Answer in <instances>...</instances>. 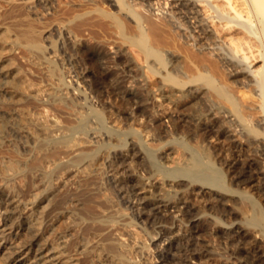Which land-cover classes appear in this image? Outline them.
I'll list each match as a JSON object with an SVG mask.
<instances>
[{"label":"bare ground","instance_id":"obj_1","mask_svg":"<svg viewBox=\"0 0 264 264\" xmlns=\"http://www.w3.org/2000/svg\"><path fill=\"white\" fill-rule=\"evenodd\" d=\"M109 1L118 8L117 11L130 17L134 24L132 26L134 33L129 32L130 27L126 30L127 33L124 31L125 18L119 16L117 12L99 6L75 13L73 17L70 16L72 18H64L65 20L57 16L58 20H62L59 22L64 28L61 35L70 43L75 39L78 45L81 44L86 31L92 36L91 30L96 26L95 17L98 13L96 21L102 22L105 28L109 26L110 29L115 28L122 41L134 47V52L132 51L134 60L125 57L124 54H118L114 61L115 69L106 70L103 77L99 69L104 68L105 65H101L104 62H100L101 66L96 63L94 70L97 74L100 72L102 78L99 79L95 75L90 92L83 94L81 99L80 96L79 98L73 96L78 87L73 86L72 79L67 80L60 72L59 80L61 86L64 85L63 91L66 97L54 94L55 89L51 91V85L45 84V88H39L40 85L36 83L37 88L43 90L36 89L35 82L32 83L30 80L32 84L29 85V79L22 80L19 72L17 76L16 73L4 69L7 64H3L8 61V57L26 52L41 63L47 64L46 69L52 77L60 70L54 53L51 55L52 52L49 51L56 46V41L51 45H46L42 41L43 34L47 30L45 21L42 23L27 11L28 7L35 8L34 6L39 3L50 4L51 0H7L4 1V7H1L0 45L6 48L4 50L7 55L4 56V52L3 55L0 53V104H4L9 93H14V95L9 94L13 97L25 91V88L29 90L30 87L36 91V94L40 92L43 100L37 102L38 95L35 94L36 97L33 96L35 100L30 99L29 97L32 96L29 95L28 101L32 106L37 103L39 112L42 109L39 114L44 115L43 117L48 112H53L50 114L55 115L56 120L49 123L50 119H46L47 121L43 120L45 122L41 123L42 117L41 122L30 125L32 122L28 123L23 119L24 117L21 118V110L13 108L12 113L16 115H14L16 121L18 120V124L13 123L16 124L13 126L14 132L22 131L20 129L24 125L25 128L28 127L25 130L33 138L32 141L30 140L32 142L30 150L35 152L28 153L30 156L27 157L26 153L24 155L20 153V145L15 143L17 139L12 135L16 133L9 134V121L4 118L6 115L2 116L5 113H0L2 114L0 115V182L15 204L10 208L11 215L0 222V235L2 239H7L17 227L25 225L32 239L28 248H24L25 244H22L18 246L16 252H9L7 244L1 240L0 260L3 259V263L7 264H26L19 257L28 255L35 244H40L36 238L39 233L46 235L45 244L51 246H47L44 250V247L40 246L38 248L41 250L40 253L33 256V259L38 257L39 260L29 262L30 264H108V262L132 264L133 260L142 257L140 253L142 254L143 250H152L151 243L146 240L141 247L142 252L134 254L136 251L134 252L133 246L124 238L125 232L123 233L121 226H136L139 222L134 216L126 218L125 215L128 213L124 215V209L121 213V209L116 208V203L108 192L110 190L108 183L118 187V191L137 185L147 190V185H154L153 180H155L156 187L164 191L163 197L157 199L156 194L155 198L145 194L138 197V200L144 199L141 208L146 209V212L151 211L149 212L151 222L154 229L157 228V233L161 234L162 241L169 239V234L173 233V225L177 227V221L180 224L184 221L190 232L183 250L181 249L183 253L171 258L170 254H167L169 248H166L163 261L168 262L169 259L170 261L173 259L176 264H186L188 257L196 256L198 259H205L207 264L217 263L220 260L213 254L214 248L211 246L206 245L200 252L193 253L195 247L203 245L198 238L211 232L214 237L216 236L215 238L221 239L223 247L230 248L227 251L230 263L256 264L260 260L258 258L263 251L264 242V187L251 186L254 177L247 175L244 168L257 169L260 165L257 159L264 160V0H222V3L218 0H175L168 14L176 18V24L166 23L167 20L172 19L166 13L165 16L167 15L170 20L167 16V20L163 16L165 20L157 23L150 19L152 16H144L146 14L141 15L131 9L130 4L126 3L127 0ZM57 2L59 4L63 0ZM93 13H95L94 21L92 18L90 21L88 16L92 17ZM149 14L153 15V12L150 11ZM174 17L172 21L175 20ZM72 22L75 24L78 22L75 28ZM70 23L74 29H68ZM129 24L128 26L131 25ZM168 24L174 29L172 30ZM120 37L118 36V39ZM91 38L93 39L94 36ZM190 40L193 42L190 43ZM135 59L140 63L138 65L143 73H139ZM75 63L77 64V61ZM75 71L80 75L78 78L88 81V78H85L86 73L83 74L79 68ZM69 74L68 72L67 75ZM151 76L158 77L155 94L152 95L150 91L136 94L133 91L134 82H141V86H145L147 78ZM79 80L80 78L75 81L77 85L81 82ZM127 82L131 83L129 87L126 86ZM78 92L82 94L80 90ZM133 93L136 94L134 97H128ZM87 94H90L96 103L98 101L99 105H90L87 110L85 105L87 102H81L87 99L89 96ZM200 96L209 101V111L216 118H224L222 124L218 125L219 129H214L217 122L214 119L211 124L210 117L200 106L198 100ZM105 97L118 101L123 109L108 106L104 102ZM8 100L12 101L11 98ZM15 100L12 101L13 104L17 103ZM88 102L91 104L90 101ZM133 104L137 107L132 106ZM4 106L2 108H10ZM154 107L162 108V113H150V108L154 109ZM25 110L29 111L27 108ZM181 112L189 117L192 124L177 123L172 129L170 128L168 134L164 135L161 130L163 119H172L174 113ZM25 117L27 118L28 115ZM38 118L35 117V120ZM109 121L113 123L111 126L108 124ZM223 126L233 131L236 140L240 141L238 146L232 139L233 135H229ZM6 138L11 142L10 145L9 141L8 145L6 144ZM151 140L157 143L151 142L153 143L151 144L149 142ZM127 148L131 150L130 155H136L141 160L143 168L149 174L148 182L126 175L123 169L122 176H117V172L114 175L117 178L107 182L108 180L104 178L106 171H99L100 157L104 156L112 163L117 158L113 161L112 159L118 157V160L124 163ZM95 165L97 168L94 167ZM21 176L23 179L24 176L28 178L27 200L25 199L27 195L24 196L25 192L22 193L15 186L16 179ZM72 176L80 178L74 190L70 188ZM54 179L59 181L58 187L54 186ZM238 183L244 184L245 187H235ZM148 191L152 192V195L155 193L153 190ZM179 192H182V196ZM187 199L202 203L238 202V215H236L240 219L236 223L237 217L215 215L209 211L207 205L203 204L205 211L202 212L212 214V220H209L199 213L198 207L193 208L190 204L183 206L184 200ZM169 206L178 207V216L162 213ZM2 212L0 210V217ZM63 217L70 219L73 227L77 229L73 237L67 233L66 227L69 225L65 226L64 221L59 225V229L55 227ZM251 232L260 234L262 240L251 239ZM236 241L250 243L251 248L248 251L236 249L234 247ZM168 244L169 247H173L175 243L171 240ZM103 253L107 256L106 260ZM139 262L144 263L142 259Z\"/></svg>","mask_w":264,"mask_h":264},{"label":"rangeland","instance_id":"obj_2","mask_svg":"<svg viewBox=\"0 0 264 264\" xmlns=\"http://www.w3.org/2000/svg\"><path fill=\"white\" fill-rule=\"evenodd\" d=\"M7 1V0H0V8L3 6L4 7V5H5V2ZM60 1H62V0H60ZM92 1V2H91ZM126 1V0H125ZM132 1V2H131ZM173 1V2H172ZM221 1V2H220ZM39 2V1H38ZM51 2H52V4H51ZM51 2H50V4H49V6H48V4L47 5H45L44 3H39L37 6H34L35 8H30V7H28V13L29 14H31L32 16L34 15V17L36 18V19H38V20H40V21H42V23H44V21H45V26H47V32L45 31L44 32V34H43V37H42V41L44 42V44H46V45H51L53 42H55V44H56V46L52 49V50H54V51H52V50H49L50 51V53L52 52V54L51 55H53V53H54V55H55V58H56V63H58V67H59V69L60 70H58L57 71V73L55 74V76L54 77H52L51 75H50V73L48 72V70L46 69L47 68V64H44V62H40V61H38V60H36V58L34 57V56H31V54H28V53H23V52H21V53H23V54H21V53H19V54H17L16 56H11V57H8L9 59H8V61L7 62H5L3 65H6L7 64V66H4V69H6V70H9V72H13V73H16V75L18 74V72H19V74H21V75H19V76H22L21 78H22V80H24L23 78H27V80L29 79V85L30 84H32V83H34L35 84V87H36V89H39L40 87L41 88H45L44 87V85L45 84H47L48 86L49 85H51V91H52V89L54 90V94L55 93H57V95L58 96H61V97H66V95H65V92L63 91V88H64V85L63 86H61L62 84H61V81L59 80V76H60V74L62 73L63 75H64V77L68 80H71L72 81V84H73V86L75 87V86H77L78 87V89L76 90L77 92H78V90H80V92H82V94H80L79 92L77 93H73V96L74 97H78L79 98V96H80V99H81V96L83 95V94H85V93H89L90 92V89H91V87L93 86V81H94V79L96 78V76L99 78V79H101L104 75H105V71L106 70H113V69H115L113 66H114V61L116 60V57H117V55L118 54H124L125 55V57H128V58H130V59H133L134 60V54H133V52H134V50H133V48H132V46H131V44L130 43H125V42H123L122 41V39H121V37H120V35H119V33L118 32H115V28H113V27H111L112 29H114V30H112V29H110V26H109V28L107 27V23L105 22L104 24L106 25V27L108 28H105V27H103L102 25H103V23L101 24V23H99L98 21H96V19H98V13L96 14V17L94 16L95 15V13H93L92 14V17H91V15L90 16H88L89 17V20L92 18V20L94 19V17H95V24H96V26H94L93 28L92 27H90V30H91V28H92V30H91V32H92V36H94V40H96V41H94L91 37L92 36H90L89 34H88V31H86V36L84 37V41L81 43V44H79L78 45V43L76 42V40L75 39H73V41H71V43L70 42H68L66 39H65V37L64 36H62L61 34H62V32L64 31L63 29V26L61 25V23L59 22V21H62V20H58L59 18H61V19H63V20H65V19H67V18H72L73 17V15L76 13H80V12H82V11H86V10H88L89 8L91 9V8H95V7H97V6H99L100 8H106V9H108V10H112L113 12H117V14L119 15V16H121V17H123V18H125V25H124V31L127 33V29H129V27L131 28V30L129 31L130 33H134V31H132V26L134 25L133 24V22L131 21V19H130V17L128 16H126V14L125 13H121V11H119L120 13H118V11H117V7L116 6H114V5H112L111 4V2L109 1V0H90V1H88V0H63V2H59V4H57L58 2H57V0L56 1H54V0H51ZM70 2V3H69ZM84 4H83V3ZM175 2V0H127L126 1V3L130 6V8L132 9H134L135 11H138L141 15H144V14H146V15H144V16H152L150 19H153L154 21H156L157 23H159L158 21H160V23H162L163 22V20H167V18H168V16L167 15H169L168 14V11H170V9L171 8H173L171 5H172V3H174ZM218 2L219 3H222V0H218ZM167 3V4H166ZM4 4V5H3ZM35 5H36V2L34 3ZM61 4V6H58V5H60ZM63 4V5H62ZM80 4H82V5H80ZM146 4V5H145ZM147 4H149V5H147ZM152 4V5H151ZM53 5V6H52ZM69 5V6H68ZM71 5V6H70ZM101 5H102V7H101ZM150 5H151V7H150ZM166 5V6H165ZM56 6V7H55ZM84 6V7H83ZM95 6V7H94ZM105 6V7H104ZM170 6V7H169ZM46 7V8H45ZM52 9H51V8ZM70 7V8H69ZM85 7H87V8H85ZM157 7H158V9H157ZM39 8V9H38ZM49 8V9H48ZM59 8V9H58ZM64 8V9H63ZM74 8V9H73ZM156 8V9H155ZM30 9V10H29ZM35 9V10H34ZM2 10V8L0 9V11ZM41 10V11H40ZM50 10V11H49ZM116 10V11H115ZM40 11V12H39ZM150 11H151V13L153 12V15H151V14H149L150 13ZM162 11V12H161ZM165 11V12H164ZM36 12V13H35ZM47 12V13H46ZM54 12V13H53ZM160 12V13H159ZM50 13V14H49ZM51 13H53V14H55V15H53V14H51ZM148 13V14H147ZM155 13V14H154ZM157 13H159V14H157ZM163 13V14H162ZM165 13L167 14L166 16H167V18H166V16H165ZM70 14H72V15H70ZM125 14V15H124ZM161 14V15H160ZM57 16L59 17V18H57ZM62 16H63V18H62ZM70 16H72V17H70ZM159 16V17H158ZM163 16H165V19L163 18ZM170 16V18L172 17V19H173V17L174 16H172V15H169ZM40 17V18H39ZM41 17H43V18H41ZM55 18V19H54ZM65 18V19H64ZM43 19V20H42ZM49 19V20H48ZM169 19V18H168ZM172 19H171V21H172ZM174 19L175 20H173L172 22L171 21H168L167 20V22L166 21H164V22H166V23H171V24H176L177 23V20H176V18L174 17ZM170 20V19H169ZM56 21H58V22H56ZM91 21V20H90ZM94 21V20H93ZM92 21V22H93ZM128 21V22H127ZM73 23V26H74V28H75V26L78 24V22H76L77 24H75V22H72ZM131 25H130V24ZM101 24V25H100ZM128 24L130 25V26H128ZM170 24V25H171ZM169 24H168V26L169 27H171L172 28V30L174 29L173 27H172V25L170 26ZM51 26V27H50ZM73 26L71 25V23H70V25H69V27H68V29H72L73 28ZM168 26H166V27H168ZM100 27V28H99ZM49 28V29H48ZM73 28V29H74ZM97 28V29H96ZM99 28V29H98ZM60 29V30H59ZM102 29V30H101ZM105 29V30H104ZM170 29V28H169ZM63 30V31H62ZM109 30V31H108ZM133 30H134V27H133ZM103 31V32H102ZM96 32V33H95ZM128 32V33H129ZM175 32V31H174ZM177 32V31H176ZM113 33V34H112ZM129 33V34H130ZM177 33H180V32H177ZM176 33V34H177ZM93 34H95V35H93ZM112 35V36H111ZM117 35V36H116ZM180 35V34H179ZM61 36V37H60ZM118 36L120 37L119 39H118ZM89 37V38H88ZM95 37H96V39H95ZM103 37V38H102ZM110 37V38H109ZM63 39V40H62ZM65 39V40H64ZM101 39V41L99 42V40ZM106 39V40H105ZM183 38H181V40H182ZM91 40H92V42H91ZM64 41V42H63ZM67 42H68V44H67ZM121 42V43H120ZM190 43L191 42H193L192 40H190L189 41ZM76 44V45H74V44ZM109 43V44H108ZM113 43V44H112ZM130 44V45H129ZM67 45H69V46H67ZM103 45V46H102ZM129 45V46H128ZM90 46H92V47H90ZM186 47H189L188 45H185ZM97 47V48H96ZM100 47V48H99ZM125 47H127V48H125ZM94 48H96V51H95V49ZM131 48V49H130ZM4 49H6V48H4V46L2 47V45H0V50H1V52L0 53H2V55H3V52L5 53V51L6 50H4ZM4 50V51H3ZM55 50H57V51H55ZM93 50V51H92ZM130 50V51H129ZM92 51V52H91ZM94 51H95V53H94ZM133 51V52H132ZM57 52V53H56ZM96 52H98L97 54H96ZM129 52V53H128ZM101 53V54H100ZM27 54V55H26ZM5 55H7L6 53L4 54V56ZM99 55V56H98ZM73 56V57H72ZM70 57V58H69ZM86 57V58H85ZM11 58V59H10ZM15 58H17V59H15ZM53 58H54V56H53ZM54 58V59H55ZM89 58H92V59H89ZM98 60H96V59ZM74 59V60H73ZM10 60H12V61H10ZM77 61V64L75 63L76 61ZM94 60H96V61H94ZM69 61V62H68ZM104 62V63H100V62ZM137 60L135 59V63H137L136 62ZM138 61H140V60H138ZM8 62H10V63H12L10 66H9V64H8ZM14 62V63H13ZM94 62V63H93ZM59 63L61 64V65H59ZM74 63V64H73ZM98 64V65H105L106 66V68H105V66H104V68L103 67H100V72H102L101 73V75H102V77L100 76V72H98V74H97V72L94 70L95 69V64ZM138 64H140V63H137V65ZM65 65H66V67H65ZM83 65V66H82ZM100 65V66H101ZM76 66V67H75ZM94 66V67H93ZM108 67V68H107ZM0 68H1V66H0ZM8 68V69H7ZM44 68H45V70H44ZM78 68H79V70H81L82 71V73L84 74V73H86V76H85V78H88V81H86V80H84L83 78H81V77H79L80 78V80L79 81H81L79 84H80V86H79V84L77 85L76 83H75V81H77L79 78H78V76H80V75H78L77 74V72L75 71V70H78ZM138 68H139V65H138ZM70 69V70H69ZM20 70V71H19ZM69 70V71H68ZM85 70V71H84ZM94 70V71H93ZM104 70V71H103ZM71 74H69V75H67L68 74V72ZM71 71V72H70ZM139 73H143V71H142V69L140 70V68H139ZM59 72H60V74H59ZM65 73V74H64ZM50 76H49V75ZM17 75V76H18ZM66 75V76H65ZM96 75V76H95ZM99 75V76H98ZM24 76V77H23ZM48 76V77H47ZM71 76V77H70ZM75 76H77V77H75ZM91 76V77H90ZM53 79V80H51V78ZM57 79H56V78ZM101 77V78H100ZM91 78V79H90ZM147 78V77H146ZM149 78H151V79H149ZM47 79V80H46ZM148 79H149V81H148ZM158 79V77L157 76H151V77H148L147 78V83H146V85L145 86H141V82H134V87H133V91L136 93V94H143V92H146V91H150V93L152 94V95H154L155 93H154V91H156V89H157V80ZM32 81V83H30L31 81ZM35 80V81H34ZM54 80H56V82L54 81ZM37 81H39V82H37ZM25 82H27L26 81V79H25ZM52 82V83H51ZM55 82V83H54ZM59 82V84H57ZM39 84L40 86H39V88H37L38 87V85L37 84ZM85 83V84H84ZM137 83V84H136ZM27 84V83H26ZM130 84L131 83H129V82H127L126 83V86L127 87H129L130 86ZM28 85V86H29ZM37 85V86H36ZM53 85V86H52ZM57 85V86H56ZM60 85V86H59ZM132 86V85H131ZM143 87H145V88H143ZM59 88V89H58ZM71 88H73V87H71ZM84 88V89H83ZM140 88V90H138ZM26 89V90H25ZM25 89H23V90H25V91H23V92H20V94H18V95H16V96H13V97H10V95H14V93L12 94V93H9L8 95H7V97L5 98V102H7L8 103V101H9V103H10V101L11 100H8V99H12V101L14 102V100L16 99L17 100V103H18V99H19V103L20 104H22V105H20L19 103L17 104H13V102L11 101V105L8 103V105H7V103H5L4 102V104H2L3 106L4 105H7V106H4V107H8V106H10V108L8 107L7 109H5V108H2L3 106L0 104V106H1V108H0V113H5V114H0V115H2V116H4V115H6L4 118L7 120V122H8V132H9V134H11V132H12V134H14V133H16V134H14V135H12V136H14V137H16V139L17 140H15V143L19 146V148L21 149V154H25V156H27L28 157V153H33V152H35V151H31L30 150V144H32V137H31V135H30V133L28 132V131H26L27 129H28V127H26L25 128V126L23 127L22 126V124H21V126H22V128L20 129V130H22V131H18V132H14V130H13V126L14 125H16V124H18L17 122H18V120L16 121V118H15V114H13L12 112H13V108H18L19 110H21L20 112H22V113H20V115L22 116H19V117H21V118H23V119H25V121L26 122H28V123H30V122H32V123H30V125L31 124H33V123H38V122H41V119H42V117L44 116V115H42V114H39V113H41L42 112V109H41V111L39 112V106L37 105V103H35V104H33V106H32V103L30 102V101H28V100H30V99H32L33 98V96H35V94H36V91H33L30 87H29V90L27 89V88H25ZM88 89V90H87ZM148 89V90H147ZM7 90H9L8 88H7ZM28 90V91H27ZM39 90H43V89H39ZM57 90H59V92H55V91H57ZM62 90V91H61ZM83 90V91H82ZM20 91H22V90H20ZM29 92V93H28ZM32 92V93H31ZM35 92V93H34ZM63 92H64V95H63ZM22 93H24V95L22 94ZM38 94H36V95H38L37 96V102H41V100L40 99H42V97H41V93L40 92H37ZM40 93V94H39ZM34 94V95H33ZM75 94V95H74ZM77 94V95H76ZM136 94H129V96L128 97H134ZM22 95V96H21ZM32 96V97H29L28 98V96ZM63 95V96H62ZM89 95V96H88ZM18 96H21V97H18ZM87 99H88V101H90L91 102V104H89V102L87 101V99L85 100V99H83V100H81V102L82 101H86L87 103L85 104L87 107H86V109L88 110V107L90 106V105H97L98 104V101H97V103L95 102V99L94 100H92V98H91V96H90V94H87ZM36 97V96H35ZM155 98H159V97H157V96H155ZM20 99H22V100H20ZM34 99V98H33ZM109 99V100H108ZM6 100H8V101H6ZM15 100V101H16ZM25 100V102H23L22 103V101H24ZM35 100V99H34ZM43 100V99H42ZM69 100V99H68ZM105 101V103L109 106V105H112V107L114 108V109H117V108H121V106L119 105L120 103H118V101H115V100H112V98H106L105 97V99H104ZM198 100H199V103H200V106L201 107H203V110L204 111H206V114L210 117V119H211V121H210V123L212 124L214 121V119H215V122H217L216 123V125L214 126V129L216 130V129H219V124L221 123L222 124V121H223V117H217L216 118V116L214 115V114H212L211 113V111H209V108H208V103H209V101L204 97L203 98V96L201 97L200 96V98H198ZM208 101V102H207ZM94 102V103H93ZM31 103V104H30ZM83 103V102H82ZM93 103V104H92ZM96 103V104H95ZM18 107H17V106ZM29 105H31V107L29 106ZM99 105V104H98ZM13 106V107H12ZM119 106V107H118ZM132 106H135V107H137L136 106V104H133ZM27 108V110H29V111H26L25 110V108ZM94 107V106H93ZM117 107V108H116ZM21 108V109H20ZM22 108H24V109H22ZM33 108H34V110L35 111H33ZM41 108V107H40ZM4 109V110H3ZM121 109H123V108H121ZM152 109V110H151ZM7 110V111H6ZM11 111V112H9V111ZM23 110V111H22ZM25 111V112H24ZM32 111V112H31ZM33 112H36L37 114H38V116H35V115H37V114H35V113H33ZM51 112V111H50ZM50 112H48L47 113V115H46V113H45V117H43V119H42V122L41 123H43V122H45V121H47L46 119H50V120H48V121H50L49 123H51V121H55L56 120V118H55V115H53V116H51V114H50ZM153 112H158L159 114H161L162 113V108H160V107H154V109L153 108H150V113H153ZM27 113V114H26ZM33 113V114H32ZM51 113H53V112H51ZM62 113V112H61ZM64 113V112H63ZM184 112H181V113H174L173 114V120L171 119V118H166V119H163V123H162V125H161V130L164 132L163 134L164 135H166V133L167 132H170V130L175 126V124H181V123H185V124H187V125H190V124H192V122H190V120H189V117L184 113ZM209 113V114H208ZM22 114H25L26 116L28 115V117L26 118L25 117V115H22ZM44 114V113H43ZM49 114V115H48ZM12 115V116H11ZM15 115V116H14ZM42 115V116H41ZM62 115V114H61ZM64 115V114H63ZM62 115V116H63ZM183 115V116H182ZM49 116V118H47ZM187 116V117H186ZM215 116V117H214ZM9 118V119H7V118ZM35 117L37 118V117H39L38 119H36L35 120ZM13 118V119H12ZM41 118V119H40ZM45 118V119H44ZM26 119H28V120H26ZM171 119V120H170ZM11 120V121H10ZM31 120V121H30ZM39 120V121H38ZM43 120H45V121H43ZM36 121V122H35ZM168 121V122H167ZM12 122V123H11ZM14 122H16V124H14L13 125V123ZM110 126L113 124L112 122H110L109 121V123H108ZM10 126H11V128H10ZM164 126V127H163ZM225 126H223V128H224ZM171 128V129H170ZM226 128V127H225ZM26 129V130H25ZM227 130L226 131H228V134L229 135H233V137H232V139L233 140H235V144L238 146L239 144H240V141L239 140H236L237 138L235 137V135L233 134V131L232 130H230V128H226ZM12 130V131H11ZM14 132V133H13ZM231 132V133H230ZM21 133V134H20ZM23 133V134H22ZM168 134V133H167ZM15 135H18L19 137H17V136H15ZM28 138H27V137ZM166 137V136H165ZM22 138V139H21ZM8 138H6L5 139V142H6V144L8 145V141L9 140H7ZM18 139H19V141H18ZM21 139V140H20ZM28 139H29V141H28ZM103 139H104V137H103ZM165 139H167V138H165ZM31 140V141H30ZM29 143H28V142ZM100 141H104V140H101L100 139ZM17 142H19V143H17ZM31 142V143H30ZM150 143L151 142H153V143H157V142H154V141H149ZM25 145H24V144ZM153 143H151V144H153ZM11 144V142L9 141V145ZM26 144H27V146H26ZM20 149H19V151H20ZM26 151H28V152H26ZM131 150H130V148L128 149H126V151H125V162L124 163H121V161H119L118 160V157H114L113 159H112V161L113 160H115L116 158V160L112 163L111 162V160L110 159H105V157L104 156H102V157H100L99 159V167H100V169H99V171H103L104 170V172L106 171V174H104V178L105 179H107L108 181L107 182H110V181H114L115 180V178H117V177H115L114 175H115V173H117L118 172V174H117V176H122L123 175V172H122V169L124 170V173L126 174V175H128L129 174V176H134V177H136V178H139V179H141L142 181H144V182H148V179H147V176H149V174H148V172L146 171V169L145 168H143L144 166H142V162H141V160L139 159V157L138 156H136V155H130V152ZM37 155H38V153H36ZM36 154H32V155H36ZM31 155V156H32ZM30 156V155H29ZM101 158H103V159H101ZM261 158H258L257 160H258V162L260 161V165L257 167V169H251L250 167H245V168H247V169H245L244 168V170H245V173L247 174V175H252V178L254 179V182L251 184V186H253V187H257L258 185L260 186V187H264V160H260ZM101 162V163H100ZM129 162V163H128ZM112 163V164H111ZM140 163V164H139ZM103 164H105V165H103ZM122 164V165H121ZM97 165H95L94 167H96L97 168ZM117 167H118V169H117ZM127 168V169H126ZM122 172V173H121ZM113 173V174H112ZM120 173V174H119ZM146 174V175H145ZM109 175V176H108ZM113 175V176H112ZM22 176L20 177V178H17L16 179V181L17 182H15V186H16V188H18L22 193H24V196L25 195H27L26 197H25V199L27 200L28 198H29V188H27L28 187V178L26 177V176H24V179L22 178ZM39 177L37 178V180L39 181ZM19 180V181H18ZM55 181H53L55 184H54V186L55 187H58V182L59 181H57V179H54ZM80 180V178H78V177H76V176H72V177H70V183H71V185H70V188L72 189V190H74V187H75V185H76V182H77V184L80 182L79 181ZM74 182V183H73ZM153 182H154V185H150V184H148L147 185V190H145V189H143L142 188V186H139V185H137V186H135V187H131V188H122V189H119V191H118V187H116V186H114L112 183L111 184H109L108 183V188L110 189V190H108V192H110V195H112V196H110V198H112L113 199V201L116 203V208L118 209H121L120 210V212L122 213L124 210V212H123V214L125 215V214H127L128 215V217H127V215H125L126 216V218H130L131 216H134L137 220H138V224H136V226H129V227H124V226H121V227H123V233L125 234V236H124V238L125 239H127V241H128V243L130 244V245H132L133 246V249H134V254H137V253H140V252H142V245L145 243V241L147 240L148 241V243H151V248H152V250H148V249H146V250H143V252H142V254L140 253V255H142V257L140 256V257H138V259H136V261L135 260H131L132 261V264H140V262H139V260H141L142 259V262H144V263H142V264H176V262L174 263V261H173V259H171V261H170V259H169V261L167 262V261H163V255H164V252H165V250H166V248H169V250H168V252H167V254H170V257L171 258H173V257H175V256H177L179 253H183V247H184V245H185V243H186V241H187V237H188V235H189V229H187V227L185 226L186 225V223H184V221L180 224L178 221H177V227H176V225L174 224L173 225V227H172V230H173V233H171V234H169V239H166L165 241H162L163 239H162V237H161V234L160 233H157V228L156 229H154L155 227L153 226V224H152V222H151V213H149V212H151V211H149V212H146L147 210L146 209H143V208H141L142 206H143V201H144V199H142V201L141 200H138V197H141V196H143V195H145V194H148V195H151V197L153 196L154 198H155V194H156V198L157 199H161L162 197H163V194L162 193H164V191L163 190H159L157 187H156V181L155 180H153ZM72 183H73V185H72ZM135 183V182H134ZM17 184V185H16ZM238 185V186H237ZM257 185V186H256ZM114 186V187H113ZM107 187V186H106ZM235 187H240V188H243V187H245V185L244 184H240V183H238V184H236L235 185ZM28 190H27V189ZM150 188V189H149ZM249 189V188H248ZM131 190V191H130ZM148 190H153V191H155V193H154V195H152V192H149ZM126 191V192H125ZM136 191V192H135ZM163 191V192H162ZM7 192V193H6ZM122 192V193H121ZM146 192V193H145ZM133 193V194H132ZM182 192H179V195L181 194ZM113 194H115V195H113ZM118 194V195H117ZM137 194V195H136ZM122 195V196H121ZM127 195V196H126ZM160 198H159V197ZM181 196H182V194H181ZM120 197V198H119ZM117 198V199H116ZM116 199V200H115ZM125 199V200H124ZM0 210H1V212H2V214H1V217H0V222H2L3 220H4V218H6V216H10L11 214H10V208H12V207H14V203H13V201H12V199L10 200V194L8 193V191H6V189H5V187H3V185L1 184V182H0ZM118 200V201H117ZM185 202L182 204L183 206H185V204L186 205H193L192 207L193 208H197V209H199V213L203 216V217H206V218H208L209 220H212L211 218H212V214H209V213H207V212H202V211H205L204 209H203V204H205V205H207V207H209V211H211V213H213V214H215V215H218V216H224V217H237V220H236V223L239 221V219H240V217H238L237 215H238V206H239V203L237 202H233V201H227V202H224V203H215V202H205V203H202V202H193V201H191V200H184ZM10 202V203H9ZM136 203V204H135ZM141 203V204H140ZM8 204V205H7ZM125 204V205H124ZM165 203H162V205H164ZM181 205V206H182ZM201 205V206H200ZM215 205V206H214ZM121 206V207H120ZM126 206V207H125ZM237 206V207H236ZM124 207V208H123ZM131 207V208H130ZM124 209V210H123ZM201 209V210H200ZM141 211H142V213H141ZM236 211V212H235ZM131 213V214H130ZM162 213H164V214H166V215H176V216H178V207H171V206H169V207H167L166 208V210H163L162 211ZM173 213H175V214H173ZM217 213V214H216ZM10 214V215H9ZM205 214V215H204ZM237 214V215H236ZM149 216V217H148ZM64 218V219H63ZM61 220H59L57 223H56V225H55V227L57 228V229H59L60 227H59V225H61V223L63 222L64 224H65V226H68V227H66V231H67V233L71 236V237H73L74 235H75V233H77V229H75L74 227H73V223L71 222V220L70 219H68V218H65V217H63ZM144 218V219H143ZM144 220V221H143ZM69 223V224H68ZM151 224V225H150ZM58 225V226H57ZM72 225V226H71ZM143 225V226H142ZM141 227H143V228H141ZM74 228V229H73ZM132 228V229H131ZM139 228V229H138ZM147 228V229H146ZM127 229V230H126ZM144 229V230H143ZM149 229V230H148ZM136 231V232H135ZM175 231V232H174ZM139 232V233H138ZM147 232H148V234H147ZM28 233V234H27ZM142 233V234H141ZM140 235L139 237H138V235ZM152 234V235H151ZM252 234V235H251ZM251 239H255V240H262V238H261V235L260 234H255V233H252L251 232ZM133 235V236H132ZM149 235H151L150 237H149ZM155 235V236H154ZM10 236V235H9ZM8 236V238L7 239H2V236L0 235V241L2 240L4 243H6L7 244V249H8V251L9 252H16L19 248H18V246L19 245H22V244H25V247L24 248H28V246H29V241H30V235H29V231L27 230V228H26V226L25 225H23V226H21V227H17L12 233H11V236L9 237ZM148 236V237H147ZM204 236V237H203ZM42 237V238H41ZM152 237V238H151ZM201 238H198V240H199V242H201L203 245H198L197 247H195V251H193V253H197V252H200L201 250H203V249H201V248H203V247H206V245L207 246H211L212 248H214L213 249V254L216 256V258H218V260H220V261H218L217 263L216 262H214V263H212V264H225V262L227 261V264H233V263H230L229 261H230V258H228L227 257V254H228V252L227 251H229L230 250V248L229 247H223L224 246V244H223V242H221V239H218V238H215L214 237V235L213 234H211V232L210 233H207V234H204V235H202V236H200ZM203 237V238H202ZM29 238V239H28ZM36 238H38V243H40V244H38V245H36L35 244V246L32 248V250H30L29 251V253H28V255H26V256H22V257H19V258H21L20 260H22V261H24L26 264H30V263H33V262H36L37 260H39V258L37 257V258H35V259H33L34 257V255L35 254H39L40 253V249H38V248H40V246L43 248V250L47 247V246H51V244H45V241H46V235H43V234H37V237ZM44 238V239H43ZM136 238V239H135ZM145 238V240L143 241V239ZM152 239V240H151ZM32 240V239H31ZM136 240V241H135ZM150 240V241H149ZM173 241L175 244H173V247L171 246V247H169V242L170 241ZM44 241V242H43ZM28 242V243H27ZM137 242H139V243H137ZM144 242V243H143ZM43 243V244H42ZM164 243V244H163ZM204 243H205V245H204ZM238 243V244H237ZM212 244H213V246H212ZM218 244V245H217ZM222 244H223V246H222ZM251 245L252 244H250V243H243V242H235V244H234V247L236 248V249H239V250H245V251H248L250 248H251ZM17 248V249H16ZM16 249V250H15ZM163 249V250H162ZM165 249V250H164ZM182 249V250H181ZM225 249V250H224ZM139 250V251H138ZM141 250V251H140ZM197 250V251H196ZM151 251V252H150ZM161 251V252H160ZM226 253H225V252ZM34 252H36V253H34ZM171 252V253H170ZM151 253V254H150ZM153 253V254H152ZM163 253V254H162ZM226 254V255H225ZM193 255H196V254H193ZM103 256H104V258H105V260L107 259V256H105V254L103 253ZM145 256V257H144ZM147 256V257H146ZM155 256V257H154ZM152 258V259H151ZM223 258V259H222ZM31 259V260H30ZM233 259V258H232ZM258 259H260V260H258L257 262H256V264H264V242H263V251L261 252V254H260V256H259V258ZM145 260V261H144ZM225 260V261H224ZM234 260V259H233ZM202 261H203V263H202ZM30 262V263H29ZM108 262V261H107ZM150 262H152V263H150ZM229 262V263H228ZM207 264L206 262H205V259L203 260V259H198V257H196L195 256V258H191V257H188L187 258V260H186V264ZM0 264H7L6 262H4L3 263V259H1L0 260ZM98 264H100V263H98ZM108 264H111V263H109L108 262Z\"/></svg>","mask_w":264,"mask_h":264}]
</instances>
